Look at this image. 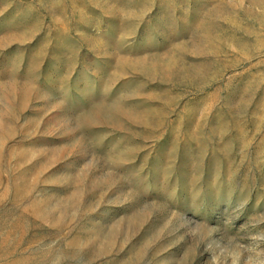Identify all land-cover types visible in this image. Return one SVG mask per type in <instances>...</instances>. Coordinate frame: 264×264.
<instances>
[{"label":"rangeland","instance_id":"1","mask_svg":"<svg viewBox=\"0 0 264 264\" xmlns=\"http://www.w3.org/2000/svg\"><path fill=\"white\" fill-rule=\"evenodd\" d=\"M0 264H264V0H0Z\"/></svg>","mask_w":264,"mask_h":264}]
</instances>
